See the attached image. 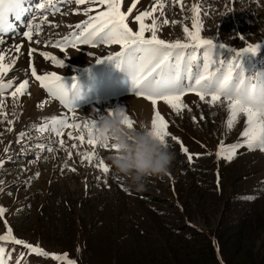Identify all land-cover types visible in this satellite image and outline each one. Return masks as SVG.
I'll return each instance as SVG.
<instances>
[{
    "label": "rangeland",
    "instance_id": "obj_1",
    "mask_svg": "<svg viewBox=\"0 0 264 264\" xmlns=\"http://www.w3.org/2000/svg\"><path fill=\"white\" fill-rule=\"evenodd\" d=\"M28 2L34 4L38 0ZM55 2L59 11L47 14V23L41 24L39 36L33 32L32 42L22 35L27 30L25 23L33 15L29 13L16 22L15 32L3 37L5 44L0 47L6 49L5 63L17 59L18 66L9 75H18L24 61L22 69L30 81L27 92L16 104L10 92H5V107L0 110V159L5 161L0 167V206L7 209L6 219L13 234L49 253H67L76 264L264 263V152L244 147L237 149L231 161L223 156L217 158L221 141L226 147L242 142L239 133L245 127L246 117L241 115L234 127L227 129L226 102L224 106H208L195 93H186L182 99L192 111L185 109L181 116L158 102L157 110L169 122L170 134L179 138L193 159L190 162L181 152L180 144L168 137L167 143L176 153L170 173L150 177L146 189L140 192L130 190L123 180L114 177L111 168L104 174L94 166L103 159L110 167L111 149L98 146L92 164L81 162L76 153L91 152L92 148L86 140L84 144L68 140L70 128L64 129L62 138L72 152L71 159L58 142L49 145L50 140L60 138L39 129L54 117H67L69 124L83 123L123 108L133 126H137L145 122L150 125L153 116L151 102L137 96L131 90L130 77L106 59L119 52L120 45L80 44L61 52L51 43H43H54L75 32V25L88 18L84 15L85 8L94 9L88 15L105 9L97 3ZM133 2L122 0L121 11L126 12ZM135 2L136 7L126 21L133 31L139 30L135 15L155 6L153 18L159 26L158 37L169 42L176 39L186 42L183 28L193 31L191 9L198 5V18L204 25L200 35L226 45L217 50V61L230 62L234 52L229 49L240 51L249 44H264V0H159L163 9L157 0ZM165 19L168 24H164ZM173 20L178 23L173 25ZM151 21L152 18H146L145 23ZM32 22L41 23L40 17ZM150 35L145 33L146 38ZM37 39L42 43H35ZM17 43L23 45L22 54L15 53L12 45ZM29 47L37 49L31 58L27 55ZM45 51L63 60V67L39 55ZM197 55L194 63L202 68V52ZM239 63L243 77L255 83L257 75H264V46L256 55L243 56ZM30 64L38 75L61 76L66 88L72 89L75 84L79 92L75 110L69 111L40 87V82L31 76ZM215 67L219 68V63ZM201 115L203 120L199 119ZM192 116L197 117L195 123ZM8 120L13 123L9 125ZM72 143L77 144L76 149L71 147ZM40 144L54 150L41 151L37 147ZM73 168L76 171L69 170ZM36 173L40 175L37 177ZM222 218L229 224L220 225ZM217 229L221 233L216 243L212 236ZM4 231L0 219V234ZM3 246L12 252L9 264H16L22 252L25 255L21 264H57L50 257L29 254L22 246ZM211 247L215 249V257Z\"/></svg>",
    "mask_w": 264,
    "mask_h": 264
},
{
    "label": "snow or ice",
    "instance_id": "obj_2",
    "mask_svg": "<svg viewBox=\"0 0 264 264\" xmlns=\"http://www.w3.org/2000/svg\"><path fill=\"white\" fill-rule=\"evenodd\" d=\"M63 3H69L71 0H61ZM159 3V0H157ZM179 2V0H177ZM76 5H85L86 3H97L105 6V9L98 11L96 15H88L93 12V8H85L84 15L88 16L87 20L81 24L75 25L76 31L62 39L56 40L54 43L44 41L46 45L51 43V46L60 48L63 52L68 47H76L80 44L92 45H120L121 50L106 57L112 61L115 66L122 70L132 81V91L137 95L150 101L153 106V116L150 121L151 132L157 136L162 142L167 143V138L180 144L181 152L185 153L187 159L191 162L193 154L189 153L187 147L180 142L179 138L171 135L169 132V122L157 110L158 102L162 101L167 105L172 112L177 116H181L183 110L191 112L192 109L182 99L186 93H195L199 100L205 102L208 106L220 104L224 106L226 102L227 119L226 127L230 131L241 115L246 117L245 127L239 133L242 142H236L227 147L221 141L218 146L216 156L231 161L237 154V149L247 147L249 151L259 149L264 152V75H257L255 83L243 77V69L239 63L245 55H256L264 44H249L240 51L229 49L234 52V57L230 62L217 61L215 59L218 49L225 48V44L214 42L212 38H203L200 33L204 28L203 23L198 18L200 11L198 5L192 6V28H183L186 42L180 39L174 41H166L158 37L157 19L153 18V13L157 10L153 6L151 11H141L135 15L134 20L139 24V30L133 31L126 22L129 20V15L136 7V2L132 3L131 7H127V11H121L122 0H74ZM27 5V6H26ZM161 9L164 8L163 3H159ZM183 9V5H181ZM59 11L55 0H38L34 4H29L28 0H0V45L5 44L4 36L8 33H13L16 30L17 23L25 14H33L30 21L25 23L27 30L23 31L22 35L27 41L34 40L33 32L36 36L41 33V24L47 23V14ZM231 11V9H229ZM163 15V12H161ZM37 16L40 17L41 23H33ZM146 18H152L151 24H146ZM164 24L169 21L165 19ZM173 25L178 21H171ZM58 27V25H50ZM150 32V37L146 38L145 33ZM243 39V37H241ZM35 43H42L40 40H35ZM15 53L22 54L23 45L20 43L13 45ZM37 52L34 47L27 49V55L31 58ZM202 52L203 66L195 64L198 60V53ZM40 56L45 59H51L54 64L63 67V60H58L55 56H51L48 52H40ZM97 63L100 62L98 59ZM219 63L220 67L215 65ZM17 66V59H11L10 63H5V50L0 49V110L5 107L4 94L10 92L14 98L13 104L19 101V98L28 90L30 81L28 79L17 80L9 75ZM31 76L36 81L40 82V87L46 92L59 100L60 104L64 105L69 111L75 110L74 101L79 98V92L75 84L73 88H66L62 77L56 73H48L46 75H38L37 69L31 64ZM214 69V70H213ZM235 72V75L233 73ZM187 81V82H186ZM14 85L15 86L14 88ZM14 88V90H13ZM210 97V98H209ZM42 106V105H41ZM111 114V113H109ZM7 119V117H5ZM200 120L204 119L201 115ZM195 123L196 116H192ZM9 125L12 120L7 121ZM97 119L91 118L83 123H68V118H51L43 127L39 129L41 132H47L54 135L57 140H50V144L59 143L61 148L68 152V158H72V152L65 147L66 141L62 138L65 128H70L72 131L67 133L68 140H78L81 144L85 140L91 146V152H77L81 162L87 161L92 164L96 148L98 147L94 139V130L96 128ZM125 123L128 127H133V121L129 115H125ZM11 131V128L7 129ZM25 133H20L23 137ZM40 144L37 147L41 151L52 152L53 147ZM73 149L77 148L76 143H72ZM103 148L111 149L109 145H104ZM5 153L9 148L4 149ZM199 156L200 154H195ZM4 160L0 159V167L3 166ZM104 174L109 173L110 167L103 159L99 160L94 165ZM65 162V168H67ZM76 171V169H69ZM63 171V169H62ZM37 177L39 173L35 174ZM100 177H97L99 179ZM219 185V178L217 180ZM7 209L0 206V219H3L5 231L0 234V264H9L12 252L7 250V244L22 246L29 254H35L42 257H50L57 264H76V261L70 259L68 254L49 253L42 249L39 245H32L22 238H17L13 234V229L9 226L6 219ZM20 253V259L16 264H21L23 256Z\"/></svg>",
    "mask_w": 264,
    "mask_h": 264
},
{
    "label": "clouds",
    "instance_id": "obj_3",
    "mask_svg": "<svg viewBox=\"0 0 264 264\" xmlns=\"http://www.w3.org/2000/svg\"><path fill=\"white\" fill-rule=\"evenodd\" d=\"M109 113L97 119L94 139L101 148L110 146L108 159L113 176L137 192L146 189L150 177L167 176L176 160L171 145L153 135L147 122L128 127L125 109L116 108Z\"/></svg>",
    "mask_w": 264,
    "mask_h": 264
},
{
    "label": "trees",
    "instance_id": "obj_4",
    "mask_svg": "<svg viewBox=\"0 0 264 264\" xmlns=\"http://www.w3.org/2000/svg\"><path fill=\"white\" fill-rule=\"evenodd\" d=\"M225 222L227 223V224H229V221H226V220H224V218H222V220H220V225L222 224V226H224V224H225ZM234 226H236L237 225V222L235 223V224H233ZM219 230L220 229H217L214 233H213V238L214 239H216L217 241H216V243L219 241V238H220V233H219ZM219 233V234H218ZM216 234H218V235H216ZM237 241L234 239V243L235 244H237L236 243ZM211 250H212V254H214V251H215V249H214V251H213V249H212V247H211ZM227 254L230 256L231 254H230V250L227 252ZM214 257H215V254H214ZM232 262H233V260H231ZM262 264H264V263H262Z\"/></svg>",
    "mask_w": 264,
    "mask_h": 264
},
{
    "label": "bare ground",
    "instance_id": "obj_5",
    "mask_svg": "<svg viewBox=\"0 0 264 264\" xmlns=\"http://www.w3.org/2000/svg\"><path fill=\"white\" fill-rule=\"evenodd\" d=\"M8 43V42H7ZM9 45V44H8ZM13 46V45H12ZM0 47H1V45H0ZM4 47H5V45H4ZM7 47H9V46H7ZM5 49V48H4ZM6 50V49H5ZM23 65H24V61L21 63V66L22 67H20V69H19V71H20V73L18 72L17 74L18 75H15V74H13L12 73V77H17L19 80H22V79H27V77L25 76V73H24V71H23ZM18 66V65H17ZM22 70V71H21ZM15 72V71H14ZM15 75V76H14ZM35 88V87H34Z\"/></svg>",
    "mask_w": 264,
    "mask_h": 264
}]
</instances>
